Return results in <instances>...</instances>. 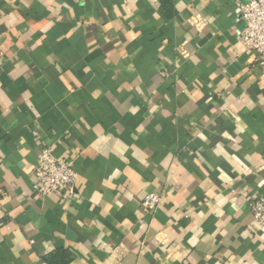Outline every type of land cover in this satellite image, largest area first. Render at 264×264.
<instances>
[{"label": "crops", "instance_id": "crops-1", "mask_svg": "<svg viewBox=\"0 0 264 264\" xmlns=\"http://www.w3.org/2000/svg\"><path fill=\"white\" fill-rule=\"evenodd\" d=\"M244 26L237 0H0V264H264ZM46 147L70 199L34 190Z\"/></svg>", "mask_w": 264, "mask_h": 264}, {"label": "built area", "instance_id": "built-area-1", "mask_svg": "<svg viewBox=\"0 0 264 264\" xmlns=\"http://www.w3.org/2000/svg\"><path fill=\"white\" fill-rule=\"evenodd\" d=\"M237 5L245 26L241 31L240 41L255 55L264 67V0L238 1ZM34 190L40 197L57 194L70 199L78 182V174L71 160L57 157L50 147L42 150L34 171ZM160 203V196L148 194L143 200L145 209H155ZM254 218L264 227V191L251 203Z\"/></svg>", "mask_w": 264, "mask_h": 264}]
</instances>
